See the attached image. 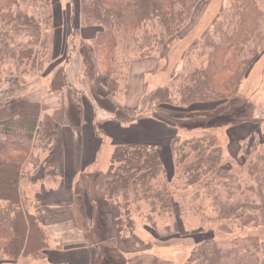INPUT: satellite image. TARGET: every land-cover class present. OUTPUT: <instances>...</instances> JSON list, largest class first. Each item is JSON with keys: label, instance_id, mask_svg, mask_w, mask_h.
Listing matches in <instances>:
<instances>
[{"label": "rangeland", "instance_id": "1", "mask_svg": "<svg viewBox=\"0 0 264 264\" xmlns=\"http://www.w3.org/2000/svg\"><path fill=\"white\" fill-rule=\"evenodd\" d=\"M242 2L201 0L173 38L166 37L155 25L149 33H153L157 44L148 57L143 58L134 50L126 53L124 46L119 45L116 58L121 66L116 73L118 88L115 91L109 88L107 73L100 63L96 38L103 26L88 23L86 0H52L51 5L43 0H25L15 8L45 20L42 39L48 45L46 51L39 49V66H32L31 61L24 62L20 70L9 61L0 65L3 69L0 121L21 111L38 117L43 133L56 132L53 148L56 154H59L56 149L62 144L64 130L72 127L77 130L73 133L77 140L80 137L84 142L95 140L94 150L87 155L96 159L75 181L44 177L45 165L50 163L48 157L53 152L41 154V164L34 170L30 164L26 165L31 172L25 173L21 181L23 197L27 198L26 208L40 217L41 224L48 230L49 246L38 257H21L18 261H9L0 253V264H60L63 256L75 247L84 248L82 254L86 258L74 264H127L131 257L142 253L149 254L153 264H158L156 259L185 264L193 248L205 238L219 243H230L238 238L231 243H241L240 240L249 236H259L264 241V224L216 219L213 197L207 194L209 190L203 185L186 183L171 146L176 136L181 141L205 134L216 136L217 144L224 150L225 167L240 179L244 194L250 193L247 189L253 181L245 160L238 158L243 147L255 156L256 152L251 150L253 143L264 150V38L262 43L255 40L252 44L259 46V54L250 63L238 93L225 104L154 105L158 88L185 77L204 62L201 55L208 37L218 39L222 35L236 11L233 7ZM260 23L258 33L264 37V21ZM94 29L95 37L81 36L82 31L89 33ZM18 41L26 45L29 38L22 36ZM60 67L65 68L68 83L62 91L51 92V82ZM86 111L99 115L92 124L97 137L87 132L86 129L92 127L89 122L80 128ZM127 143L159 147L166 175L156 185L167 184L175 200L176 212L172 216L156 212L149 219L146 203L141 205L143 215L133 214L135 233L144 245L134 244L128 235L117 236L102 194L113 150ZM88 193L91 201L86 199ZM3 204L0 201V206ZM54 208L56 212L52 217ZM80 236L83 243H78ZM122 239L130 240L135 253L124 251L127 248L119 243ZM114 243H118L117 247ZM86 245L90 247L81 248Z\"/></svg>", "mask_w": 264, "mask_h": 264}, {"label": "trees", "instance_id": "2", "mask_svg": "<svg viewBox=\"0 0 264 264\" xmlns=\"http://www.w3.org/2000/svg\"><path fill=\"white\" fill-rule=\"evenodd\" d=\"M25 0H0V65L14 63L17 70L24 62L39 66V49L47 50L42 39L41 18L15 10ZM89 6L87 21L103 26L96 40L100 63L107 73L112 91L118 86L117 61L119 45L139 52L141 57L153 53L157 44L150 28L160 27L168 38H173L196 11L201 0H86ZM52 0H43L51 5ZM231 23L218 39L208 37L202 51V64L185 77H178L155 91L156 107L174 105L191 107L195 104L223 105L239 91L250 63L258 56L256 40L264 21V0H243L233 7ZM29 38L26 45L18 41ZM13 45V46H11ZM40 45V47H39ZM123 61V60H122ZM129 59L125 62L127 65ZM119 65V66H118ZM3 69L0 67V76ZM180 80H182L180 83ZM67 74L60 67L51 82L50 91H62L67 85ZM178 84L176 87H174ZM56 132L43 133L38 117L28 112H16L0 121V253L9 261L21 257H38L49 246V233L37 215L26 208L21 181L25 173L40 166V156L54 148ZM178 166L188 185H203L213 197L217 220L239 221L242 224H264V150L259 144L251 145L255 156L243 153L246 169L253 183L244 194L240 179L224 165L223 147L217 137L205 134L181 141L176 136L171 141ZM259 147V148H258ZM250 153V152H249ZM45 176L57 177L60 167L56 163L45 165ZM31 174V172H30ZM166 175L159 147L149 143H127L115 146L102 194L110 209L118 237L131 238L134 244L144 242L135 233L134 213H142L141 205L149 206L150 215H174L175 200L167 184L156 183ZM175 223V222H174ZM177 224V223H176ZM226 228V225H224ZM177 228V225H176ZM127 231V233H126ZM238 238L231 242L237 241ZM240 240V239H239ZM241 243H219L205 238L191 251L185 264H264V241L259 236H249Z\"/></svg>", "mask_w": 264, "mask_h": 264}, {"label": "crops", "instance_id": "3", "mask_svg": "<svg viewBox=\"0 0 264 264\" xmlns=\"http://www.w3.org/2000/svg\"><path fill=\"white\" fill-rule=\"evenodd\" d=\"M95 31L96 29H94L92 32H89V33H85L84 31H82L81 36L82 37L89 36L93 38L95 37V33H94ZM143 70L149 71L147 69H143ZM68 77L70 78L69 71H68ZM98 118H99L98 114L96 113L88 114L86 111L85 120L82 123L80 128L84 127L85 125L87 126L88 122L91 125L94 124L93 121L98 120ZM145 118H147V116ZM86 130L88 133H92L95 137H97L95 133V127L93 125L90 129H86ZM75 132H77L76 129L74 130L72 127L71 128L67 127L62 134V144L60 145L59 148L56 149L57 150L56 152H58L59 154L54 153L55 151L52 150L51 152H53V155H50L48 157L50 160V163H56L60 167V175L55 178L52 177L56 181H59V180L61 181L63 178H66L68 180L72 178L74 181L79 179L81 177L82 170L85 169L87 165H89L96 159V157H88L87 155L88 152H92L94 150L95 140L90 139L84 142L81 137L77 140L73 135V133ZM107 136H110V135L107 134ZM32 170L34 169L32 168ZM44 177L48 178L51 176L44 175ZM86 199L91 201L89 197V193L87 194ZM51 211H52L51 215L53 217L54 213L56 212V208L52 209ZM38 219L41 223L40 217H38ZM121 241H119L120 245L122 247L127 248V250H124V251H130V253H135L133 245L129 244L130 243L129 239H122ZM81 242L83 243L82 236H80L78 243H81ZM116 244L118 245V243H114V245ZM83 247L89 248L90 246L89 245L81 246V248ZM77 248L78 247H75L73 250H69L67 255L63 256L62 263L60 264H74L75 262L82 261L83 259H85L86 256L84 257V255L82 254V251L84 250V248L83 249H77ZM156 260L158 264H170L168 262H164L158 259ZM153 262L154 260L151 259V256L149 254L142 253V254H138L136 257L135 256L131 257L127 264H153Z\"/></svg>", "mask_w": 264, "mask_h": 264}]
</instances>
